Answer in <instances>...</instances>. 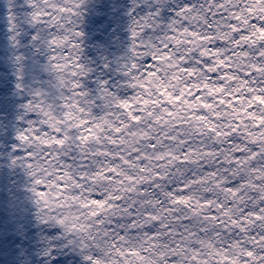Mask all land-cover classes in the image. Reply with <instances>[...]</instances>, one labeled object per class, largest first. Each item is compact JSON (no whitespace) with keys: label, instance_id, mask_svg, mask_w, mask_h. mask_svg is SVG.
<instances>
[{"label":"snow or ice","instance_id":"snow-or-ice-1","mask_svg":"<svg viewBox=\"0 0 264 264\" xmlns=\"http://www.w3.org/2000/svg\"><path fill=\"white\" fill-rule=\"evenodd\" d=\"M85 3L0 8L10 47L34 30L54 81L53 102L33 90L21 105L16 137L41 220L80 264H264V0H143L120 92L95 95Z\"/></svg>","mask_w":264,"mask_h":264},{"label":"rangeland","instance_id":"rangeland-1","mask_svg":"<svg viewBox=\"0 0 264 264\" xmlns=\"http://www.w3.org/2000/svg\"><path fill=\"white\" fill-rule=\"evenodd\" d=\"M4 4L5 0H0V8ZM174 9L172 4L162 10L163 23L174 15ZM149 10L143 0H86L80 25L84 33L82 59L92 71L82 83L91 94L95 95L98 81H107L120 92L117 86L123 82L120 66L127 57L131 16ZM33 34L29 29L22 46L14 50L0 23V264H80L75 253L64 250L62 230L41 220L30 190L31 178L19 162L23 151L16 137L27 119L20 118L21 105L28 102L33 90L46 93L50 103L55 95L53 77L46 68L47 55L39 44L33 47ZM15 55H23L22 65L15 63ZM21 80L25 93L16 88ZM53 246L55 260L49 255Z\"/></svg>","mask_w":264,"mask_h":264}]
</instances>
